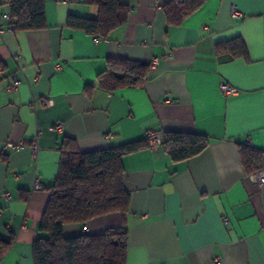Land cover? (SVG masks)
<instances>
[{"label":"crops","instance_id":"0c3cea01","mask_svg":"<svg viewBox=\"0 0 264 264\" xmlns=\"http://www.w3.org/2000/svg\"><path fill=\"white\" fill-rule=\"evenodd\" d=\"M167 1L121 0L127 19L107 38L66 26L69 13L96 15L90 0H45L47 25L38 30L8 29L10 20H2L0 236L13 242L0 264H33L65 138L92 151L150 130L204 134L208 144L181 161L162 146L125 155L129 212L66 225L65 234H99L125 223V264H264V207L240 150L264 152V0H206L176 26L166 24ZM8 12L0 0V13ZM235 37L246 57L215 52L216 43ZM153 57L158 63L142 86L100 85L109 58ZM222 82L236 91L223 93Z\"/></svg>","mask_w":264,"mask_h":264},{"label":"trees","instance_id":"16d2710c","mask_svg":"<svg viewBox=\"0 0 264 264\" xmlns=\"http://www.w3.org/2000/svg\"><path fill=\"white\" fill-rule=\"evenodd\" d=\"M206 0H168L162 6L166 24H182ZM8 6L14 21L12 30H38L46 27L45 0H1ZM96 7L95 16L69 13L66 26L86 34L107 38L127 19L128 6L121 0H90ZM217 54L247 56L240 37L215 44ZM107 68L99 75L100 85L113 91L139 87L147 80L150 63L109 58ZM163 150L174 161L200 153L208 144L204 134L167 130ZM147 137L118 146L92 151H79L75 141L65 138L58 174L49 187V200L42 214L39 230L45 235L32 244L33 264H125L128 250V228L123 223L108 227L102 233L67 235L66 225H77L89 219L119 212H129L130 191L124 183L122 159L125 155L148 147ZM242 161L248 172L264 165V152L242 148ZM13 242L0 236V259Z\"/></svg>","mask_w":264,"mask_h":264},{"label":"built area","instance_id":"2783aa9c","mask_svg":"<svg viewBox=\"0 0 264 264\" xmlns=\"http://www.w3.org/2000/svg\"><path fill=\"white\" fill-rule=\"evenodd\" d=\"M232 14L234 16H239L240 12L238 11L236 6L232 7ZM4 19H8L10 20V22L12 23L14 21V18L11 17L10 13H0V24L2 22V20ZM8 29H11V24L8 26ZM1 32V29H0ZM158 63V59L156 57H153L150 60V67H154L156 66ZM61 67V65H57V69H59ZM18 83V79L16 77L13 78L12 84H10L9 88L14 89L16 87ZM220 89L222 90L223 93L225 94H229V93H233L236 91L235 88L231 87L230 85L222 82L220 84ZM63 126V123H57L56 124V129L60 130ZM147 140H148V144L149 146H151L154 149H157L159 147L162 146V143L165 139V135L163 132L160 131H153L150 130L147 134H146ZM11 147H20L22 146L20 143L17 145H11ZM31 151H32V155L33 157L37 156L38 153V142H37V138H35L31 145ZM250 177L253 179V181L256 183V185L258 186L259 189V193H260V197H261V202L262 205L264 207V165L262 167H260L259 169L253 171L252 173H250ZM40 188V184L38 182H36L34 184V189H38ZM5 197L8 198L9 197V193H4ZM225 222H227V219L225 218Z\"/></svg>","mask_w":264,"mask_h":264}]
</instances>
